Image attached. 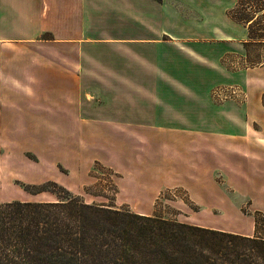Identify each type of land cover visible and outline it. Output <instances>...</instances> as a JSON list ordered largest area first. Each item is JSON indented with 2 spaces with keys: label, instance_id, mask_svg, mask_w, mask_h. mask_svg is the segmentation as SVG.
<instances>
[{
  "label": "crops",
  "instance_id": "obj_1",
  "mask_svg": "<svg viewBox=\"0 0 264 264\" xmlns=\"http://www.w3.org/2000/svg\"><path fill=\"white\" fill-rule=\"evenodd\" d=\"M233 2L0 0V188L11 148L34 156L16 163L25 183L110 169L114 205L138 214L168 188L207 214L264 211V44L250 65ZM226 85L242 100L214 101Z\"/></svg>",
  "mask_w": 264,
  "mask_h": 264
},
{
  "label": "trees",
  "instance_id": "obj_2",
  "mask_svg": "<svg viewBox=\"0 0 264 264\" xmlns=\"http://www.w3.org/2000/svg\"><path fill=\"white\" fill-rule=\"evenodd\" d=\"M161 1V0H157ZM227 15L264 44V0H234ZM51 200L0 202V264H264V235H243L85 202L55 181L21 183ZM254 227L259 220L254 214Z\"/></svg>",
  "mask_w": 264,
  "mask_h": 264
},
{
  "label": "rangeland",
  "instance_id": "obj_3",
  "mask_svg": "<svg viewBox=\"0 0 264 264\" xmlns=\"http://www.w3.org/2000/svg\"><path fill=\"white\" fill-rule=\"evenodd\" d=\"M234 1V0H233ZM234 4V2H233ZM233 6V5H232ZM261 45H252L250 46L249 52H251V56L249 64L258 61V50H262L260 48ZM238 90H240L239 96H232L226 99H219L215 97V95L211 92L212 98L214 101L221 103L228 100H242L243 97V90L241 86L233 85ZM238 102V101H237ZM240 103V102H238ZM9 158L10 162H13L12 165L9 167V173L7 176V181L3 183L2 187L0 188V192L3 195V198L0 202L11 201V200H21V201H39V200H51L54 198L53 194L50 192H41L37 193L34 197V194H31L24 190L21 183H25L22 181L18 176L17 173L14 171L16 170V163L18 165L19 158L24 156L27 159L31 158L34 160V156L28 152H19L18 150H11L9 149ZM20 163V162H19ZM21 169H28V167L23 166L21 164ZM62 171L63 169L60 168ZM94 177L96 180L92 181V183L88 185H81L78 186L76 189L70 190L73 194H79L82 199L87 203H99V204H112L114 200V193H115V185L113 183V173L110 169L103 167L99 164L94 165ZM71 173V172H70ZM44 177H51L55 182L61 181V185L65 184H76L81 180V176H83L78 171H73L72 174H63L59 173L54 170H45L43 174ZM55 178V179H54ZM47 181V180H46ZM45 182V181H44ZM43 183V182H41ZM40 184V183H36ZM264 184V173L258 177L257 188ZM68 188V187H67ZM31 198L32 200H27ZM130 209V208H129ZM207 211L201 210L197 204H195L188 195L184 194V191H181L176 188H168L161 192L158 199L155 201V210L153 214L155 216H159L165 219H172L177 220L180 222L192 221L193 223H203L208 222L209 218L212 217V221L218 222L220 224H240L242 226L245 225L248 228L245 231H248V234L254 235L256 232L257 234L264 235V211H250L248 208V204L242 205L240 210L234 212L231 215H223V214H207ZM255 212H259L257 215L259 220V227L257 230L253 229V220ZM251 223V224H250ZM192 224V223H189Z\"/></svg>",
  "mask_w": 264,
  "mask_h": 264
},
{
  "label": "built area",
  "instance_id": "obj_4",
  "mask_svg": "<svg viewBox=\"0 0 264 264\" xmlns=\"http://www.w3.org/2000/svg\"><path fill=\"white\" fill-rule=\"evenodd\" d=\"M212 93L219 99H226L232 96H239L240 90L233 85H226L214 88Z\"/></svg>",
  "mask_w": 264,
  "mask_h": 264
}]
</instances>
